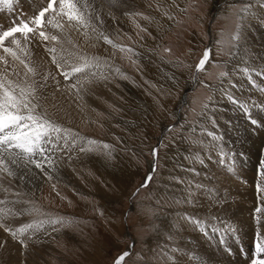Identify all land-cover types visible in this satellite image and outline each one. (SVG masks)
<instances>
[{"label":"rangeland","instance_id":"obj_1","mask_svg":"<svg viewBox=\"0 0 264 264\" xmlns=\"http://www.w3.org/2000/svg\"><path fill=\"white\" fill-rule=\"evenodd\" d=\"M246 4L252 5L254 15L242 14L241 20L239 9ZM136 5L127 29L111 32L116 47L110 45L106 59L114 65H106L113 70L101 73L111 85L109 96H104L93 118L78 121L79 126L64 125L81 139L75 145L70 140L68 148L56 152L53 165H45L43 172L28 167L45 177L44 186L26 190L21 185L23 190H11V201L0 199L9 201L6 207L17 214L10 215L16 224L26 215L25 224L16 225L19 228L43 223L42 229L32 228L45 241L37 264H115L125 251L130 255L122 264H248L257 227L252 213L264 204L256 206L254 196L256 164L264 158V7L258 0H143ZM40 6L41 0H18L14 11L0 10V25L6 28L13 17L31 16ZM151 25L160 28L157 33L162 37L152 55L148 42L158 38ZM238 25L241 38L236 41L232 37ZM205 49H211L210 59L216 64L209 62L206 71L197 73L195 66ZM159 77L165 86L158 85ZM125 85L143 94L137 104H132L133 95ZM89 140L98 143L90 145ZM154 149L157 164L142 187ZM61 157L73 161L74 174H57ZM96 159L121 167L119 177L101 175L93 168ZM227 176L238 192L223 186ZM222 192L225 196L218 195L220 201L214 202L215 193ZM243 202L250 207L240 224L234 216ZM209 203L215 209L205 207ZM188 217L201 221L205 232ZM49 220L62 222L46 223ZM228 225L235 233L224 231ZM32 234L28 229L17 239L6 232L18 242L39 240ZM239 243L247 256L240 253Z\"/></svg>","mask_w":264,"mask_h":264},{"label":"snow or ice","instance_id":"obj_2","mask_svg":"<svg viewBox=\"0 0 264 264\" xmlns=\"http://www.w3.org/2000/svg\"><path fill=\"white\" fill-rule=\"evenodd\" d=\"M17 2L18 0H0V10L6 8L12 12ZM258 3L264 7V0H258ZM41 5L31 16L19 14L13 17L6 28L0 25V182L5 176L14 177L18 170L26 169L30 165L44 171L45 165H53L56 152L68 148L70 140L75 145L76 141L81 139L49 114L43 103L45 98L42 89L47 86L50 78L56 80V75H60L65 81H74L68 87L79 93L85 83L90 82L89 78L97 75L95 69H98L101 63L99 57L89 56L83 49L95 47L94 40H103L116 47L108 35L97 29L95 22L103 21L96 0H41ZM251 8V4H246L239 9L241 20L244 19L242 14L254 15ZM164 14L168 15L167 11ZM171 18L169 16V19ZM240 38L238 25L232 39L238 41ZM35 41L43 45L48 56L47 62L33 59L31 46ZM210 52L211 49H205L195 66L197 73L206 71ZM46 63L55 66V74L45 66ZM116 71L119 72V69ZM244 71L247 72V69ZM226 75L227 73H221V76ZM229 99L232 97L229 96ZM251 123L257 125L258 122L252 119ZM213 138L219 139L215 136ZM88 143L93 145L98 142L89 140ZM103 147L109 148V145L105 144ZM86 150L91 149L81 148V151ZM153 155H156L155 149ZM147 179L151 180V176ZM0 190L8 191L2 187V183ZM256 190L258 200L264 201V159H261L259 164ZM8 203L9 201L0 199V228L9 232L13 238H18V234L22 235L28 229L43 226V223L27 224L15 231L11 230L2 222L10 215H16L12 209L6 207ZM255 213L257 227L250 264H264V204L256 207ZM187 219L196 224L201 232H205L201 221L192 217ZM61 222L46 221L51 224ZM213 231L220 230L213 228ZM224 231L235 233L231 225ZM241 251L243 253V249ZM243 254L247 256L246 253ZM129 255L130 253L125 251L115 260V264H122Z\"/></svg>","mask_w":264,"mask_h":264},{"label":"bare ground","instance_id":"obj_3","mask_svg":"<svg viewBox=\"0 0 264 264\" xmlns=\"http://www.w3.org/2000/svg\"><path fill=\"white\" fill-rule=\"evenodd\" d=\"M138 1H143V0H96V3L98 6V11L100 14V18L103 21V23H100V21H96V26L98 31H102L104 32L106 35L109 36V38L113 41V43H115L114 41V37H112L111 32H118L120 31L121 27H125V29H127V27L130 24V20L132 18L131 14L132 11H134L132 8L133 6H137V2ZM166 2V1H165ZM40 3V2H39ZM141 3V2H140ZM145 3V2H144ZM147 3V2H146ZM27 4V3H26ZM170 4V3H169ZM29 6V4H27ZM20 6V5H19ZM24 6V5H23ZM168 6V5H167ZM172 6V5H171ZM182 7V6H181ZM16 8V7H15ZM164 9H168L167 7L163 6ZM151 9V8H150ZM173 10V9H171ZM260 11V10H258ZM155 12V11H154ZM262 14V12L260 13ZM258 15V14H257ZM261 17V16H260ZM261 20V19H260ZM149 22V21H148ZM152 22V21H151ZM262 23V22H261ZM263 25V24H262ZM131 26V25H130ZM152 26V25H151ZM154 26V25H153ZM152 26V27H153ZM154 32L156 33L157 36V42H148V52L152 55V54H156L157 53V48L160 46L161 44V34L159 35L157 33V30L160 28L158 26H154L153 28ZM261 29V28H259ZM262 30V29H261ZM166 31V30H165ZM260 31V30H259ZM154 40V39H153ZM37 42L39 41H35L34 42V49L32 48V53H33V59H36L38 61H48V56L47 53L44 50L43 45L41 44V47L36 46ZM81 42L83 43L82 39ZM96 46L95 47H85L83 49V51L89 55V56H96L100 58V62H101V66L98 69H95V71L97 72V75L95 77H90V82L89 83H85L84 88L81 89L79 91V93L76 92V90L70 89L68 87V85H70L71 83H73L74 81H68L67 84L63 83V77L60 75H56V80H52L51 78L47 81V86L44 87L42 89V95L45 98L43 100V103L45 104V106L47 107L49 114L53 117V119H55L58 123H60L63 127L64 125L69 124V122H71V124H76L78 121H84L87 119H91L95 116V110L96 108L99 107V104L103 101L104 96H109V88L111 85H109V81L107 80V78H103L101 76L102 71H104V73H108L110 70H113L112 67H108L106 64L110 63L106 57H109V51H111L110 49V45L111 44H107L105 43L103 40H99V41H93ZM212 42V41H211ZM263 43V41H262ZM39 44V43H38ZM39 44V45H40ZM116 44V43H115ZM251 45H253L252 43H250ZM112 47V46H111ZM253 47V46H252ZM263 49V48H262ZM37 51V52H36ZM113 51V50H112ZM117 52V51H116ZM114 55V54H113ZM263 55V54H262ZM112 56V55H111ZM256 56V55H255ZM250 57V56H249ZM259 57V56H258ZM254 59V58H253ZM252 59V60H253ZM262 60V59H261ZM112 61V60H111ZM144 61H148L147 59L144 58ZM114 62V61H113ZM261 62V61H260ZM264 64V63H263ZM119 65V64H118ZM125 65V64H124ZM144 65V64H143ZM45 66L47 68H50L51 71L55 74L56 73V69L55 66L51 65L50 63H46ZM110 66V65H109ZM150 64H147V70H148V75L151 76V74L153 73L152 68L150 67ZM116 69V68H115ZM108 70V72H107ZM121 70V69H120ZM21 71H23V68L21 66ZM109 75V74H108ZM112 75V74H111ZM225 79V77H224ZM238 79V78H237ZM240 79V78H239ZM238 79V81H239ZM244 79V78H243ZM243 79H241L243 81ZM111 80V79H110ZM57 81H59V84H57ZM112 81V80H111ZM240 82V81H239ZM245 82V81H244ZM157 83L160 86H165L164 85V80H162L160 77L159 79H157ZM229 83V82H228ZM113 84V83H112ZM109 85V88H108ZM114 87V86H112ZM121 87V86H120ZM127 91L133 95V98H131L130 100L132 101V104H137L136 102L139 99L138 96H141L143 94H138V91H136L135 89L128 87L125 85ZM250 88V87H249ZM246 89V88H245ZM188 90V89H187ZM118 91V90H117ZM240 91V90H239ZM246 91V90H245ZM224 92V91H223ZM250 92V91H249ZM248 92V93H249ZM235 93V92H234ZM239 93V92H238ZM245 93V92H244ZM219 94V93H218ZM247 95V94H246ZM236 97V96H235ZM242 97H244L242 95ZM106 98V97H105ZM186 98V97H185ZM252 98V97H251ZM108 99V98H107ZM138 99V100H137ZM223 99V98H222ZM230 100V99H229ZM244 100V99H243ZM228 101V100H227ZM240 101V100H239ZM262 101V100H261ZM216 102V100H215ZM218 103V100H217ZM228 103V102H227ZM220 104V103H219ZM223 104V102H222ZM101 105V104H100ZM217 105V104H216ZM225 109V108H224ZM230 109V108H229ZM228 111V110H227ZM221 114V113H220ZM219 114V115H220ZM180 115V114H179ZM233 115V114H232ZM223 116V115H222ZM221 116V117H222ZM220 117V116H219ZM224 117V116H223ZM236 117V116H235ZM234 117V118H235ZM95 119V118H94ZM97 119V117H96ZM219 119V118H218ZM222 120V119H221ZM233 120V119H231ZM221 123V122H220ZM223 123V121H222ZM78 125V124H76ZM225 125V123H224ZM73 126V125H72ZM79 126V125H78ZM223 127V126H222ZM245 128V127H244ZM261 132V131H260ZM264 132V131H263ZM228 136V135H227ZM250 136V135H249ZM229 138V137H228ZM245 138V137H244ZM235 140V137L232 138ZM254 139V138H253ZM258 139V138H257ZM256 139V140H257ZM237 140V139H236ZM238 141V140H237ZM236 141V142H237ZM249 141V140H248ZM253 141V140H251ZM235 142V143H236ZM242 142V141H240ZM244 142V140H243ZM246 142V141H245ZM254 142V141H253ZM258 141H255V143H257ZM62 143V142H61ZM251 143V142H250ZM238 144V143H237ZM236 144V145H237ZM242 144V143H241ZM264 144V143H263ZM72 145V144H71ZM253 144H251L252 146ZM245 146V145H244ZM260 146V145H259ZM257 147V146H256ZM72 148V147H71ZM238 148V147H237ZM236 148V149H237ZM259 149V148H258ZM72 150V149H71ZM250 150V149H249ZM252 150V149H251ZM66 151V150H65ZM60 152V151H59ZM258 152V151H257ZM63 153V152H62ZM72 154V152H70ZM221 153V152H220ZM59 155V154H58ZM65 155V154H64ZM88 155V154H87ZM62 156V155H61ZM69 156V155H68ZM85 156V155H84ZM211 156V155H210ZM237 156V155H236ZM62 158V157H61ZM64 158V157H63ZM60 159L59 163L61 165H59L61 167V170H59L60 172H56L58 175L60 174H64L65 176H68L70 174H74L75 170H73L72 164L67 160L64 159ZM68 158V157H67ZM206 158V157H205ZM80 159V157H79ZM85 159V158H84ZM81 160V159H80ZM207 161V159H206ZM75 162V161H74ZM84 162V161H83ZM203 162V161H202ZM220 163V162H219ZM109 164V163H108ZM210 164V163H209ZM208 164V165H209ZM84 165V163H83ZM87 165V164H86ZM120 165V164H118ZM188 165V164H187ZM207 165V163H206ZM207 165V166H208ZM214 165V164H213ZM122 166V165H121ZM212 166V165H210ZM48 167V166H47ZM46 167V168H47ZM32 168V167H31ZM78 168V167H77ZM93 168H95V170H97L101 175L103 173L107 172V175L111 178H117L119 177L120 173V169L121 167L118 169V167L111 166V165H107L106 163H104L102 160H95V164L93 165ZM207 168V167H206ZM50 169V168H49ZM209 169V167H208ZM27 173L24 169H20L17 171L16 175L14 177H7L6 176V181L5 182H0L2 183V187L6 188L5 185L8 184V191L5 192L3 190H0V197H14V194H12V191H21L24 188L21 187V185H23L26 190L30 189L33 190L35 188H39L40 186L43 185V182L45 181V177L39 173V174H35L34 172H32V170H29L28 168H26ZM58 170V169H56ZM207 171V170H206ZM43 172V171H42ZM53 172V170H52ZM26 174V175H25ZM207 174V172H206ZM213 174V173H212ZM221 174V173H219ZM223 174V173H222ZM45 175V174H44ZM63 175V176H64ZM182 175V174H181ZM226 175V174H225ZM224 175V176H225ZM75 176V175H74ZM205 176V175H204ZM209 176V175H208ZM71 177V176H70ZM55 178V177H54ZM205 178V177H204ZM216 179V178H215ZM50 180V179H49ZM207 180V179H206ZM214 180V179H213ZM221 180V179H220ZM205 181V180H204ZM206 182V181H205ZM204 182V183H205ZM210 182V181H209ZM222 183L224 187L230 188V190H233L232 192H238L237 191V187L234 186L235 183H233V181L227 176L224 177L222 179ZM210 185V183H208ZM214 184V182H213ZM216 184V183H215ZM53 185V184H52ZM208 185V186H209ZM44 186V185H43ZM48 186V185H47ZM211 186V185H210ZM179 187V186H178ZM221 187V186H220ZM207 188V186L205 187ZM215 188V187H214ZM223 188V187H222ZM226 189V190H227ZM173 190V189H172ZM216 190V189H215ZM219 190V189H217ZM229 190V189H228ZM229 190V191H230ZM250 190V189H249ZM221 191V190H220ZM23 192V191H22ZM14 193V192H13ZM25 193V192H24ZM171 193V192H170ZM224 195V192H222L221 194H217L215 193L216 197H212V200L214 202L218 201V195ZM236 194V193H235ZM197 195V194H196ZM228 195V194H226ZM231 195V194H230ZM19 196V195H18ZM21 196V195H20ZM225 196V195H224ZM24 197V196H23ZM202 197V196H201ZM235 197V196H234ZM251 197V196H250ZM21 198V197H19ZM226 198V197H225ZM230 198V197H229ZM238 198V197H236ZM198 199V198H197ZM205 199V198H204ZM228 199V198H227ZM10 200V198H9ZM12 200V199H11ZM10 200V201H11ZM196 200V199H195ZM229 200V199H228ZM228 200H224V201H228ZM16 201V199L14 200ZM200 201V200H199ZM220 201V200H219ZM13 202V201H12ZM205 202V201H204ZM208 202V201H207ZM240 202V201H239ZM14 203V202H13ZM203 203V202H202ZM201 203V204H202ZM219 203V202H218ZM217 203V204H218ZM17 204L19 206H24L25 203L18 201ZM199 204V203H198ZM222 204V203H221ZM241 204V203H240ZM234 205V203H233ZM15 206V205H14ZM28 206V205H27ZM231 206V204H230ZM228 206V207H230ZM203 207V206H201ZM208 209H215V205L212 203H209L207 206ZM203 207V208H205ZM236 207V206H235ZM249 204H245V202L242 203L241 208L239 209V215L234 216L235 218H238V222L241 224L242 220L247 216V211L246 208H249ZM8 208V207H7ZM24 208V207H23ZM28 209V208H27ZM201 209V208H200ZM220 209V208H219ZM222 209V208H221ZM25 210V208L23 209ZM198 210V209H197ZM228 210V209H227ZM237 211V209H236ZM26 212V211H25ZM208 212V210H207ZM226 212V211H224ZM202 214V213H201ZM17 215V214H16ZM211 215V213L209 214ZM216 215V214H215ZM225 215V214H224ZM19 216V215H18ZM26 216V215H25ZM23 217L24 222L19 224H25V220L26 217ZM212 216V215H211ZM221 216V215H220ZM200 217V215H199ZM201 218V217H200ZM208 218H210L208 216ZM250 218V217H249ZM20 219V218H19ZM18 219V220H19ZM248 219V218H247ZM240 220V221H239ZM246 220V219H245ZM216 221V220H215ZM235 221V220H234ZM249 221V220H248ZM7 227H9L11 230L15 231L17 229H19L18 223L16 224V221L12 218V217H7L6 219H4L2 221ZM185 223V222H184ZM244 224V223H243ZM187 227V226H186ZM249 227V225H248ZM36 229V228H35ZM42 229V228H39ZM185 229V226H184ZM187 229V228H186ZM191 230V229H190ZM264 230V228H263ZM38 229L36 231H34L31 228V232L33 233L32 235H34V238L38 237V239H36L34 241L31 242L30 240H23L22 238H20L21 241H23V243L18 242L17 240L15 241V239H11L9 237L6 236V232L4 231L3 228H0V264H37L39 263V260L43 257L41 251V248L44 247V242L42 239H40V232L38 231ZM42 231V230H41ZM188 231V230H187ZM30 232V231H29ZM48 233V232H47ZM47 235V234H46ZM187 236V235H186ZM185 236V237H186ZM13 237V236H12ZM33 237V236H31ZM46 238V237H45ZM195 238V237H194ZM18 239V238H17ZM48 240V239H47ZM194 240V239H193ZM187 241V240H185ZM203 241V240H202ZM192 242V241H191ZM47 243V242H46ZM50 243V242H49ZM195 243V242H193ZM192 243V244H193ZM189 244V243H188ZM197 244V242H196ZM195 244V245H196ZM212 244V243H211ZM26 245V246H25ZM200 245V244H199ZM50 246V244L48 245V247ZM53 246V245H52ZM210 246V244H209ZM212 246V245H211ZM51 247V246H50ZM187 247V246H186ZM190 247V246H189ZM196 247V246H195ZM194 248V247H193ZM208 250V249H207ZM206 250V251H207ZM216 249H214L215 252ZM197 251V250H195ZM199 253V252H196ZM204 255V252H202ZM206 254V252H205ZM207 254L209 255L210 253L207 251ZM218 256V255H217ZM182 257V256H181ZM191 260V259H190ZM223 261V260H222ZM186 262V261H185ZM194 262V261H193ZM207 262V261H206ZM221 262V261H220ZM213 263V262H212ZM226 263V262H225ZM227 264V263H226Z\"/></svg>","mask_w":264,"mask_h":264}]
</instances>
